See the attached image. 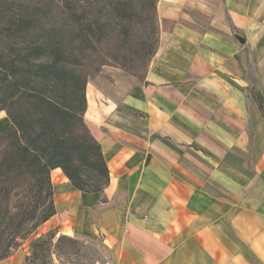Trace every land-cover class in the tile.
Listing matches in <instances>:
<instances>
[{
  "label": "crops",
  "instance_id": "crops-1",
  "mask_svg": "<svg viewBox=\"0 0 264 264\" xmlns=\"http://www.w3.org/2000/svg\"><path fill=\"white\" fill-rule=\"evenodd\" d=\"M248 3L159 1L147 84L109 66L87 84L109 185L84 193L53 170L56 214L0 264H27L51 231L95 243L97 264H264V115L239 41ZM251 59L264 104L263 45ZM10 126L0 111V134Z\"/></svg>",
  "mask_w": 264,
  "mask_h": 264
},
{
  "label": "trees",
  "instance_id": "trees-1",
  "mask_svg": "<svg viewBox=\"0 0 264 264\" xmlns=\"http://www.w3.org/2000/svg\"><path fill=\"white\" fill-rule=\"evenodd\" d=\"M159 1L0 0V111L11 120L0 134V261L56 214L53 170L84 193L109 185L102 146L84 120L87 84L105 66L147 84ZM56 236L36 241L27 264L44 259ZM64 242L77 239L61 235L55 247Z\"/></svg>",
  "mask_w": 264,
  "mask_h": 264
},
{
  "label": "rangeland",
  "instance_id": "rangeland-1",
  "mask_svg": "<svg viewBox=\"0 0 264 264\" xmlns=\"http://www.w3.org/2000/svg\"><path fill=\"white\" fill-rule=\"evenodd\" d=\"M138 6L140 5L138 4ZM248 11L249 18L254 20L252 21L253 23L249 27L248 32L251 37L249 36L247 38L246 33L243 35L239 34V41L244 40L245 43L243 55L246 56L245 60L248 66L249 90L253 95L258 94V96H263V93L260 90V84L253 69V60L251 57L253 45L264 46V0H262V2L259 4L251 3L249 0ZM255 34L256 36H253ZM260 34H263V36H260ZM143 36H145V30L143 27L138 26L134 33V39L137 38L139 40V38H142ZM36 235L37 232L28 240H26L21 247H25V245L27 246L28 242L34 239ZM58 238L59 235L57 233L56 238L52 242L50 250L46 252V257H44L42 260H39L38 264H97V262L104 261L103 255L95 243L86 240H77V242L73 244L64 242L58 247H55ZM32 245L28 249L27 256L32 253Z\"/></svg>",
  "mask_w": 264,
  "mask_h": 264
}]
</instances>
